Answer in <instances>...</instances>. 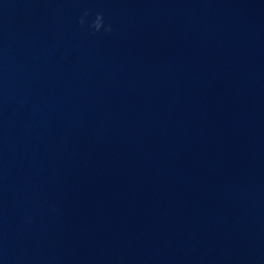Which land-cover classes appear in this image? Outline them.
I'll return each instance as SVG.
<instances>
[{
	"label": "water",
	"instance_id": "water-1",
	"mask_svg": "<svg viewBox=\"0 0 264 264\" xmlns=\"http://www.w3.org/2000/svg\"><path fill=\"white\" fill-rule=\"evenodd\" d=\"M0 264H264V182L126 0H0Z\"/></svg>",
	"mask_w": 264,
	"mask_h": 264
},
{
	"label": "clouds",
	"instance_id": "clouds-1",
	"mask_svg": "<svg viewBox=\"0 0 264 264\" xmlns=\"http://www.w3.org/2000/svg\"><path fill=\"white\" fill-rule=\"evenodd\" d=\"M90 13L87 9L83 11L81 16L78 18L77 23L81 27L87 26L90 34L95 35L97 33L108 34L112 32V26L110 23L106 24L102 13H96L94 19L88 21Z\"/></svg>",
	"mask_w": 264,
	"mask_h": 264
}]
</instances>
